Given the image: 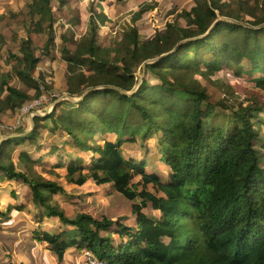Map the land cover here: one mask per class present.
I'll use <instances>...</instances> for the list:
<instances>
[{
    "label": "trees",
    "instance_id": "16d2710c",
    "mask_svg": "<svg viewBox=\"0 0 264 264\" xmlns=\"http://www.w3.org/2000/svg\"><path fill=\"white\" fill-rule=\"evenodd\" d=\"M52 3L28 2L25 36L7 39L0 32L1 50L13 47L7 56L0 50L9 65L0 71V125L2 116L54 87L44 71L35 75L39 53H49L55 36ZM149 8L142 4L132 21ZM219 17L227 19L210 30ZM98 19L106 15L92 13L89 30L73 42L64 35L60 45L66 92L77 100L58 101L48 114H34L22 134L0 141V184H19L7 192V202L0 199V226L13 222L16 210H30L37 223L31 236L60 262L75 248L107 264H264V0H194L146 39L133 25L105 42ZM48 29L50 39L37 45L34 34ZM140 66L157 82H139ZM223 66L238 76L259 74L256 90L237 109L226 97L231 86L212 79ZM45 131L59 135L62 147L56 139L50 148L40 143ZM149 140L156 141L153 154L168 167L165 173L146 171L149 158L138 162L123 154L125 143L148 152ZM65 145L72 149L69 161L53 163L57 151L67 152ZM44 147L49 150L37 157ZM88 152L95 154L90 162ZM46 157L50 167L40 171ZM60 167L68 183L110 184L133 201L135 221L68 215L55 200L63 185L48 177H59Z\"/></svg>",
    "mask_w": 264,
    "mask_h": 264
},
{
    "label": "rangeland",
    "instance_id": "374dc122",
    "mask_svg": "<svg viewBox=\"0 0 264 264\" xmlns=\"http://www.w3.org/2000/svg\"><path fill=\"white\" fill-rule=\"evenodd\" d=\"M30 1L0 0V32H3L7 39L11 35H19L21 37L27 34V29L24 26L26 24L23 21L28 12L27 4ZM193 3L194 0H66L65 4L60 7V0H53L52 6L57 17V21L54 24L55 36L49 53L45 55L41 52L39 53L41 61L38 64L35 75H38V71H44L49 75L47 80H53L54 87L48 92H44L38 100L24 105L15 113H7L2 116L0 141L22 134L23 131L21 132V130H25L33 124L32 118L34 114L44 116L54 109L58 101L68 99L65 84L66 64L60 57V45L63 42L64 35H69L72 42L84 35L90 28L92 13L95 15L102 12L106 15L104 22L98 19V24L102 36L107 38L105 42L110 43L114 39H118L123 31L133 25L138 27L141 39L152 37L157 29L165 28L166 24L175 15L183 9L189 10ZM142 4L150 5L151 8L145 11L139 20L132 21L133 13ZM180 21L184 25H188L187 20L183 16H181ZM50 36L49 29L42 34H34L39 46L45 43L47 39L49 40ZM10 48L13 49L12 46H5L1 51L7 56ZM8 68L7 62L0 59V71ZM136 75L139 78V82L144 77L150 83L157 82L151 74H145L142 66L137 68ZM258 75V73H255L253 76L246 74L238 76L235 75V69L232 66H223L218 73L212 76V79H218L231 86L228 93H226V97L230 100L229 103L237 109L240 102H247L249 98L248 92L256 90L253 78ZM198 77L202 81L205 80V78ZM14 84L17 87L23 86L20 81H15ZM75 100L77 99L75 98ZM260 115L261 119H264V113ZM260 130L264 140V124H261ZM104 137L116 140L114 136ZM104 137L102 138L104 139ZM54 139L60 141L62 138H59L57 134H50L45 131L43 138L39 139V142L50 148L51 140ZM147 143L148 147H150L148 152H143L145 151L143 150L144 146H140L139 143H125L123 145V154L127 158L133 157L138 162L149 158L150 161L145 166L148 172L165 173L168 171V167L158 161V157L153 154L156 151L154 149L156 141L149 140ZM59 146L62 147L61 141ZM46 147L42 151L34 152L35 155L37 157L44 155L49 150ZM64 147L67 152L60 156V152L57 151L58 155L53 158V163L62 160V163L65 164L69 161L66 153L71 152L72 149L66 145ZM92 155L95 156L91 152L84 153V157L88 162L91 161ZM48 161L46 157L44 162L37 164V168L41 171L43 167H50ZM57 172L59 177H48L57 180L63 185L64 193L55 195V200L68 215L72 216L77 211H85L97 217L107 215L117 221L119 219L127 223L135 221V216L131 212L133 201L116 192L110 184L99 186L89 180L84 185L78 186L67 182L65 167H60ZM139 178L137 177L136 180ZM148 187L153 190L152 185ZM18 188L19 184L16 182L5 181L0 184V191L9 190L10 192ZM144 211L149 215L159 216V211L152 208H147ZM23 212H18L14 215V219H17V222H7L0 226V264H88L86 250H73L67 254L63 261H58L57 257L49 250L48 245H45L47 243L38 242L31 236L32 229L37 227L33 213L28 209ZM44 222L47 223V221Z\"/></svg>",
    "mask_w": 264,
    "mask_h": 264
},
{
    "label": "water",
    "instance_id": "95a60500",
    "mask_svg": "<svg viewBox=\"0 0 264 264\" xmlns=\"http://www.w3.org/2000/svg\"><path fill=\"white\" fill-rule=\"evenodd\" d=\"M227 18H225V17H219L214 23H213V25H212V27L210 28V30L218 23V22H220V21H223V20H226ZM210 30H208L207 31V33H209V31ZM207 33H205L204 35H202V36H199V37H203V36H205ZM198 37V38H199ZM169 54V52L168 53H164V54H162L159 58H153V59H150V60H147L146 62H144L143 63V66L145 67V64L147 63V62H156V61H159L161 58H164L165 56H167ZM137 89V87H135V90ZM85 94H86V92H85ZM67 97L69 98V99H72V100H75V98H73V97H71L69 94H67Z\"/></svg>",
    "mask_w": 264,
    "mask_h": 264
},
{
    "label": "crops",
    "instance_id": "0c3cea01",
    "mask_svg": "<svg viewBox=\"0 0 264 264\" xmlns=\"http://www.w3.org/2000/svg\"><path fill=\"white\" fill-rule=\"evenodd\" d=\"M9 190H1L0 191V199H1V201H2V203H4V202H7V200H6V196H7V192H8ZM22 196V195H21ZM18 212H23V211H21V210H16V212H15V214L16 213H18ZM24 213V212H23ZM14 214V215H15ZM14 221H15V219H14ZM16 221H17V219H16ZM46 246H47V244H45ZM73 250H76L75 248H70V249H68L67 251H66V253H65V257L67 256V254L68 253H70L71 251H73ZM64 257V258H65Z\"/></svg>",
    "mask_w": 264,
    "mask_h": 264
},
{
    "label": "built area",
    "instance_id": "2783aa9c",
    "mask_svg": "<svg viewBox=\"0 0 264 264\" xmlns=\"http://www.w3.org/2000/svg\"><path fill=\"white\" fill-rule=\"evenodd\" d=\"M87 255H86V260L88 262V264H107L104 261H99L97 258L94 257L93 254H91L89 251H86Z\"/></svg>",
    "mask_w": 264,
    "mask_h": 264
}]
</instances>
